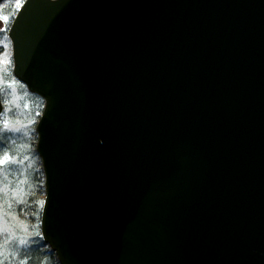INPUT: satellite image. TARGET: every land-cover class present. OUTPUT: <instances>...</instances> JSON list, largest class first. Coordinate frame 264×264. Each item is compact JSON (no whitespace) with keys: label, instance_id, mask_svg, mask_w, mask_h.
I'll list each match as a JSON object with an SVG mask.
<instances>
[{"label":"water","instance_id":"95a60500","mask_svg":"<svg viewBox=\"0 0 264 264\" xmlns=\"http://www.w3.org/2000/svg\"><path fill=\"white\" fill-rule=\"evenodd\" d=\"M7 36L60 264H264V0H25Z\"/></svg>","mask_w":264,"mask_h":264},{"label":"trees","instance_id":"16d2710c","mask_svg":"<svg viewBox=\"0 0 264 264\" xmlns=\"http://www.w3.org/2000/svg\"><path fill=\"white\" fill-rule=\"evenodd\" d=\"M24 0H6L0 4V17H8L0 30V93L3 114L0 128V156L11 157L0 167V185L6 191L3 201L4 218L8 211L17 226V254H7L6 264H60L56 254L44 243L40 234V215L45 197V177L41 159L36 151V124L44 103L31 94L13 76L11 43L8 29L17 8ZM20 87L22 93L17 91ZM11 90L16 91L13 102ZM24 241V243H21ZM3 264V263H0Z\"/></svg>","mask_w":264,"mask_h":264},{"label":"rangeland","instance_id":"374dc122","mask_svg":"<svg viewBox=\"0 0 264 264\" xmlns=\"http://www.w3.org/2000/svg\"><path fill=\"white\" fill-rule=\"evenodd\" d=\"M2 27H4L3 23H2ZM15 88L20 93L23 92L20 89V87L15 86ZM10 92L12 93V96H14L13 102L16 103L17 102L16 91L11 90ZM2 105H3V102H2ZM39 117H40V114H39ZM39 117L37 118L36 122H38ZM5 197H6V191L0 185V263H3V264H6L3 261H6L8 259L7 254L11 253V255H14V254L18 255V252H17L18 250L16 248L17 246H16V243H14L17 234L13 232V226H17V224L15 223L12 215L8 211H5V214H6L5 218L3 215L4 214L3 201Z\"/></svg>","mask_w":264,"mask_h":264},{"label":"snow or ice","instance_id":"6c2138e0","mask_svg":"<svg viewBox=\"0 0 264 264\" xmlns=\"http://www.w3.org/2000/svg\"><path fill=\"white\" fill-rule=\"evenodd\" d=\"M0 19L6 21L8 17H0ZM10 160H11V157H9L7 154L0 156V167L5 166L7 163L10 162ZM21 243H24V241H21Z\"/></svg>","mask_w":264,"mask_h":264},{"label":"flooded vegetation","instance_id":"af4514ba","mask_svg":"<svg viewBox=\"0 0 264 264\" xmlns=\"http://www.w3.org/2000/svg\"><path fill=\"white\" fill-rule=\"evenodd\" d=\"M2 25L0 24V29H1Z\"/></svg>","mask_w":264,"mask_h":264}]
</instances>
